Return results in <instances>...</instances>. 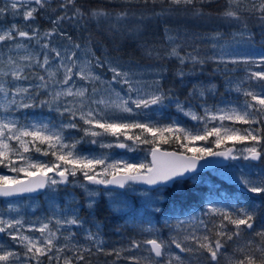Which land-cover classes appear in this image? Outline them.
Listing matches in <instances>:
<instances>
[{"label": "rangeland", "instance_id": "1", "mask_svg": "<svg viewBox=\"0 0 264 264\" xmlns=\"http://www.w3.org/2000/svg\"><path fill=\"white\" fill-rule=\"evenodd\" d=\"M150 1L156 3L161 2L160 6L165 10L171 7H174L173 10H179L184 6H187L184 4H172L170 0ZM209 1L217 3L218 0ZM224 2L227 6V0H224ZM251 2L252 0H241L240 7L236 8V11L239 12L240 17H242L244 21L251 20V24L258 21L264 23V21L260 20L259 13L243 10L244 8L250 7ZM256 2L258 3L259 0H256ZM3 5L4 2L0 1V6ZM58 10L61 11L59 7L52 8L51 6H47L35 15L34 20L28 21L24 20L22 15L13 17L11 14H7L0 17V34H3V31L11 27L13 23L17 24L21 30L28 31L30 34L34 30H38V35L31 40L17 37L14 41L0 42V69L6 72H10L11 69L16 68L17 66L23 69L21 73L22 78L19 80H14L11 75L2 76L0 77V80L5 82L6 86L9 88H28L29 93L36 97L35 99H29L26 101L27 103L34 104V107L19 108L14 112V117L18 119L20 124L34 122L39 125L47 123L50 127L55 126L59 129L61 124H67L70 119L68 113L61 115L64 107L66 105L74 106L75 109L78 110L82 99L85 104L89 102L88 96L91 95V89L95 87L99 90L96 99L103 97L105 100L109 101L108 106L103 104L99 106L100 109H103L100 113L101 116H104L106 112L109 116L114 114L116 116L126 117L127 119L125 122L151 121V123L155 124L157 127H164L171 124L173 121H177L180 127L202 129L204 126L203 121L192 120L190 116H186L182 112L177 111L175 104L177 99L184 105L185 111L191 109L196 115L203 116L205 107L213 111L216 108L243 107L246 100H251L250 97L244 96L243 92H259L261 86L264 85V81L249 79L250 72L260 71L264 66H261L258 63L245 64L243 62H231L232 60L243 61L244 59L259 61L261 56H264V32L254 33L249 28L243 27L242 21L234 22L231 26H228L230 29L227 30H224V28L223 30H215L194 35V33L187 28V24H185V22L190 20L192 16L190 17L182 13L180 18L177 17V15H173V18L178 21L177 25L174 27H162L163 42L156 43L154 41H145L140 44L142 52L148 58L176 59L180 66L179 71L182 69L185 75L191 76L202 75L204 72L200 70L187 72L182 66L191 65L200 68L199 65L201 64L193 65L188 61L185 65H181L177 58H169L167 53L175 47L182 56H187L188 54L198 56L200 59L211 64V73L209 74H211L210 76L217 75L221 79L220 86L207 82H204V84L200 83L198 85H203L205 88H209L211 85H215V88L211 91H206L203 97L198 94L190 96V91L186 92L183 98H180L177 95H167L171 97V100L165 99L163 105H153L149 109L136 110V112L139 113L138 115L134 114L129 116L127 113H120L115 107L111 106V102L116 100L115 95L105 91L108 82L111 81L113 77V72L110 68L115 67L120 71L128 72L135 88L140 89L142 93H151L156 91L157 88L164 92L163 80L167 75L165 67L153 64H141L136 61L123 60L118 57H110L107 55L101 57L95 55L90 43L77 41L69 35L67 24L68 22L76 20L75 18L65 19L58 25L52 23L55 17H57L54 15L57 14L56 12ZM61 15H63V12ZM69 17H71V15ZM125 19H129V16H125ZM233 21H236V19H233ZM48 32H52L53 35L46 37L44 34ZM69 37L71 40H69ZM37 40H39V44L37 43ZM45 43L49 45V49L54 48L57 51H60L62 57L70 55L75 51L77 53L78 64L85 61H91L93 73L98 75L100 80L86 85L89 89L88 96L85 98L60 96L58 99H54V93L60 91L61 87L71 86L73 82L76 84V87H80L81 85H85V82L74 77L73 81L69 82V85L61 86L56 84V80H61L63 78V69L60 70L56 77L49 80L45 69L37 65V60L42 64L43 53L47 52L51 62L50 70H55L59 61L55 57L54 52L49 49L41 48V45ZM17 44H21L23 47H17ZM74 44H79L80 48L75 49L73 47ZM221 56L223 57L224 62H218V59H212V57L219 58ZM9 57H12L16 62L15 65L9 64ZM25 57H31V59H24ZM97 61H99L102 66H98ZM205 74L207 75L208 73L205 72ZM40 76H45V79L48 81L46 89L39 87L44 83L39 79ZM23 77H26V79ZM237 86H239L240 91L236 90ZM113 87L116 91L121 93V96H124L128 91L127 85L115 84ZM73 91H75V88ZM37 92L39 93L38 96H36ZM2 99L3 97L0 96V101H2ZM17 99L19 100L20 97H17ZM41 101H49V103L41 105ZM92 107L95 108L96 105H92ZM84 110L87 111L86 108ZM78 117L79 111H77V118L74 121L79 125V128L83 129L88 127L83 121L79 120ZM212 123L218 124L219 121H214ZM212 123H209L208 126L211 127ZM224 123L227 126L239 128L241 133H243L245 128L251 127L256 129L264 127V124H253L249 126L242 123L233 124L231 121H224ZM129 134H139V130L133 129ZM64 135L66 137L65 142L69 144L75 140L83 138L84 142L77 145V151L82 152L85 155L90 154L96 157L104 156L108 163H112L116 160H126L133 163H150L148 157L150 145L133 143V141H124L123 136L120 137L119 141L110 134L96 137L95 139L104 144L113 145L112 147L102 148L99 144L93 145L89 143V141L94 138L91 136H85L82 130L65 129ZM165 135L168 134L166 133ZM211 139L213 138L210 137L209 140ZM118 142H125L134 150L115 147V144ZM194 143L197 147L210 146L209 142L205 141H196ZM249 143L251 142L228 140L224 145H221V148L215 150H223L226 146L231 145H235L237 149H240ZM41 147H46V145H41ZM25 155L33 157L34 161H43L49 164L54 162V157L51 155L44 156L40 153H36L34 150H31ZM12 159L15 160L16 157L13 156ZM97 171H100L99 166L97 167ZM241 172L254 181L264 180V159L256 163L245 161L243 159L230 160L227 166L219 168L211 173H207V176H195L185 185H183L182 182L176 183L174 189H171L168 193L172 195L184 186L187 187L194 184L202 183L204 186H207L212 176L227 183L235 184L244 192L249 193L240 183L239 178ZM0 174L16 175L3 166H0ZM20 178H24L22 174ZM56 179L58 178L56 177ZM85 189H88V191ZM89 191L94 192L95 195L89 196ZM166 193V190L162 189L148 191L131 185L126 186L121 191L105 190L97 185L89 184V182L84 180L83 175L78 172L75 177L69 175L68 183L65 186L61 183L55 186L49 185L45 193L39 198L0 199V218L5 220L18 219L22 221L23 228L19 235H27L32 238L41 237V233L35 229H38L44 223H49L50 228L53 231H57L58 229L57 240L55 241L57 246L67 244L68 248L72 249V251L66 250L64 253L59 254V264H63L65 256H74V253L77 250H79L84 256V260L79 261L78 264H92V262L97 264H137V261L139 264H151L155 259L150 254L148 246L144 242L152 238L163 240L166 243L170 241L169 238L162 235L160 228L159 232H156V225L154 226L155 223L151 220V218L154 219L153 215L160 214V212L164 211L161 205L166 202ZM100 197L104 199L107 208L113 214L119 216L129 215L128 220L126 221L131 228L137 227L135 229L136 236H128L125 239L121 237L119 243H108L103 236L99 235L97 230V228H99L98 225H95V233L91 230L89 220L84 219V212L82 211L84 210L91 213L92 207L95 206ZM206 204L207 206L203 207L201 211L195 213L191 217L183 216L178 219H168L160 216L161 222L174 223L172 225L171 234H169L170 239L180 235H183L182 237L185 235H193L196 237L206 235L207 231L204 225L207 224L209 216L215 215L209 212V206L223 208L215 202L207 201ZM135 206H139V214L146 209V214L148 215H144L142 218L131 217L130 213L133 212ZM73 218L78 219L76 225H68L66 223L62 225L56 224V220L64 221ZM201 221H203L204 224H202ZM176 231L180 234L171 237ZM134 241L139 243L140 247H133L132 245ZM0 245L8 251L20 254L21 259L19 261L10 258L11 264H25V259L23 257L25 248L18 242H14L7 233H0ZM197 252L198 250L196 249L190 253L189 261L193 262L196 259ZM116 253H119V256H117ZM170 253L182 256L179 249H176L175 245L171 244H169V252L165 253L164 258L167 259ZM50 254L56 255L55 250ZM107 254H109L110 258H104V256L107 257ZM102 255L103 257H101ZM40 260L42 264H50L46 256L40 257ZM52 262L57 264V260L55 259L51 261V263ZM184 262H186V259H184ZM26 264H35V260H28ZM74 264H76L75 261Z\"/></svg>", "mask_w": 264, "mask_h": 264}, {"label": "snow or ice", "instance_id": "2", "mask_svg": "<svg viewBox=\"0 0 264 264\" xmlns=\"http://www.w3.org/2000/svg\"><path fill=\"white\" fill-rule=\"evenodd\" d=\"M170 2L176 5H192L194 0H170ZM240 4L241 0H227L224 16L239 20L240 14L236 11V8H239ZM47 6H49V0H7L3 6H0V17L11 14L13 17L22 15L26 21L34 20L35 15ZM70 7L73 12L71 17L67 15ZM59 8L63 15H58L52 21L54 25H58L65 19L82 17L85 14L81 8L76 7V0H61ZM243 10L259 13L260 20L264 21V0H259L258 3L256 0H252L250 7ZM90 15L98 17L106 16L107 13L102 10H93ZM37 35L38 30H34L30 34L13 23L11 27L3 31V34H0V42L14 41L17 37L31 40ZM44 35L50 37L53 33L48 32ZM69 40H71L70 37ZM37 43L39 44V40H37ZM17 47H23V45L17 44ZM73 47L79 49L80 45L74 44ZM41 48L49 49V45L47 43L42 44ZM49 50L55 53V57L59 61L55 70H50L51 62L47 52L43 53L42 64L37 60V65L45 69L49 80L56 77L60 70L63 69V78L56 80V84L61 86L69 85V82L73 81L74 77L85 82V85L80 87H76L74 82L71 86L61 87L60 91L54 93V99H58L60 96L80 98L88 96L89 89L86 85L100 80V77L93 73L91 61L78 64L75 51L62 57L60 51L54 48ZM167 55L169 58H177L181 65H185L188 61L193 65L205 63V60L200 59L198 56L191 54L182 56L175 47ZM24 59H31V57H25ZM212 59L224 62L222 56L219 58L212 57ZM8 62L11 65L16 63L12 57H9ZM231 62L258 63L264 66V56H261L259 61L244 59L243 61L232 60ZM97 65L102 66L99 61H97ZM110 70L113 72V77L108 82L105 91L115 95L116 100L111 102V106L115 107L120 113H127L129 116L138 115L139 113L136 110L149 109L153 105H163L165 99L171 100V97L160 91L159 88L151 93H142L140 89L133 86L128 72L120 71L115 67L110 68ZM22 71L23 69L18 66L11 69L10 72L0 69V77L11 75L14 80H19L22 78ZM178 75L183 78L185 73L181 69ZM23 78L26 79V77ZM39 79L44 82L39 87L46 89L48 81L45 76H40ZM249 79L264 81V67L260 71L250 72ZM115 84L127 85V93L121 96V93L113 87ZM74 88L75 91H73ZM214 88L215 85L205 88L203 85L194 84L189 94L190 96L198 94L203 97L206 91H211ZM236 90L240 91L239 86H237ZM98 91L97 88L93 87L91 95L88 96L89 102L85 104L82 99L78 110L74 106L66 105L61 115L68 113L70 119L67 124H61L59 129H57L55 126L50 127L47 123L39 125L34 122L20 124L18 119L14 117V112L19 108L34 107V104L26 101L36 97L29 93L28 88H9L5 82L0 80V96L3 97L2 101H0V166L6 167L11 173L16 174H0V197L33 193L49 185L66 184L68 183L69 175L75 177L78 172L83 175L84 180L88 181L89 184L115 185L123 189L133 183L159 186L175 182L178 178L183 177L186 172L196 171L199 161H207L208 158L212 157H222L225 160L243 159L245 161H260L264 159V127L256 129L245 128L243 133H241L239 128L230 127L224 123V121H231L233 124L242 123L249 126L264 124V85L261 86L259 92H243L244 96L251 98L250 101H245L243 107L216 108L214 111L205 107L203 116L196 115L191 109L185 111L184 105L177 99L175 101L177 111L190 116L192 120L203 121L204 126L202 129L180 127L177 121H173L164 127H157L151 121L125 122L126 117L114 114L109 116L106 112L104 116H101L100 113L103 109H100L99 106L102 104L108 106L109 101L103 97L96 99ZM38 95L39 93L37 92L36 96ZM17 97H20V99L18 100ZM47 103L49 101H41V105ZM92 105H96V107L93 108ZM85 108L87 111L84 110ZM77 111H79V120L83 121L88 127L80 129L79 125L74 122L77 118ZM214 121H219V123H212ZM209 123H212L211 127L208 126ZM65 129L82 130L85 136L94 138L89 143L93 145L99 144L102 148L113 146L95 139L105 134L112 135L117 141L123 136L124 141L150 145L151 162L133 163L126 160H116L108 163L104 156L85 155L77 151V145L84 142L83 138L70 144L66 143ZM133 129H138L139 134L130 135L129 132ZM166 133L168 135H165ZM210 137L213 139L209 140ZM173 139L176 141L180 151L169 152L162 150L161 145L169 144ZM228 140L250 141L251 143L240 149H236L235 145H233L231 147L226 146L223 150H215L221 148V145H224ZM196 141L209 142L210 146L197 147L194 143ZM41 145H46V147H41ZM115 147L134 150L125 142H118ZM31 150L44 156L51 155L54 157V162L49 164L43 161H34L33 157L25 155ZM186 153H191V155H186ZM13 156L16 157L15 160L12 159ZM98 166L100 171H97ZM49 173H52V175L49 176ZM21 174L24 177L23 179L20 178ZM56 177H59V180ZM239 180L249 193L255 195L264 194V180L254 181L249 179L243 172L240 173ZM85 190L88 191V189ZM88 194L89 196L95 195L91 191ZM209 212L221 218V223L215 226L217 229L215 231V239H212L207 234L202 237L185 235L183 240L173 237L167 243L157 238L148 239L144 243L150 245V252L154 253L155 258H158L152 261L151 264H184V258L181 255L170 253L167 259L164 257L165 253L169 252V244L175 245V248L179 249L181 253L192 252L193 249L187 246V241L194 242L197 245V250L207 253L208 264H219L222 255L221 250L225 247V242L239 238L243 230H253L254 228L255 211L253 209L240 207L232 210L210 205ZM224 221L233 225L235 231L226 230ZM65 223L76 225L78 219L56 220L57 225ZM201 223L204 224L203 221ZM204 226L206 231H211L207 224ZM22 228L23 223L18 219L5 220L0 218V233H7L14 242H18L25 248L23 253L25 264L28 260H35V264H42L40 257L43 256L48 258L50 264L54 259L59 264V254L64 253L66 250L72 251L67 244L57 246L55 241L57 240L58 229L53 231L49 223H44L41 227L35 229L41 233L39 238L19 235ZM256 235L260 238L259 242L248 241L247 250L237 246L233 256L228 258V264H264V230L257 232ZM132 246L138 248L140 244L134 241ZM53 250H55L56 255L50 254L53 253ZM253 250L255 253H259V257L253 254ZM236 253L239 255H236ZM116 255L119 256V253H116ZM10 258L19 261L21 256L19 253L8 251L0 245V264H11ZM83 260V254L77 250L74 256H65L63 264H74V261L78 264L79 261ZM137 264H139L138 261Z\"/></svg>", "mask_w": 264, "mask_h": 264}, {"label": "trees", "instance_id": "3", "mask_svg": "<svg viewBox=\"0 0 264 264\" xmlns=\"http://www.w3.org/2000/svg\"><path fill=\"white\" fill-rule=\"evenodd\" d=\"M60 3L61 0H50L49 6L52 8L59 7ZM160 3L151 2L150 0H76V7L81 8L85 14L82 17L75 18L76 20L72 22H68V33L77 41L90 43L93 47V53L97 56L107 55L123 60L136 61L141 64H153L165 67L167 75L163 80L164 92L170 96L177 95L183 98L186 92L191 91L194 84H204V82H207L220 86L221 79L217 75L210 76L211 64L208 62L199 65L200 68L191 65L182 66L187 72L200 70L204 74L184 75L181 78L178 75L180 66L176 59L148 58L144 55L140 44L145 41L163 42L162 27H174L178 23L173 18V15H177L179 18L182 16V13L190 17L192 16L185 24H187V28L194 35L223 30L224 28V30H227L230 29L228 26H231L234 22L242 21V26L249 28L254 33L264 32V23L260 21L251 24V20L244 21L242 17L236 21H233V18L225 17L224 12L227 6L224 0H218L217 3H212L209 0H194L192 5L184 6L179 10H173L174 7L165 10L161 8ZM93 10H102L107 15L92 17L90 13ZM56 13L54 16L62 14L59 10ZM67 14L68 16H72L71 7ZM127 15L129 19H125ZM205 72L208 74L206 75ZM161 147L180 151L174 139L169 144H162ZM205 192V186L202 183L187 186L182 194L170 195L167 192L166 194L169 199L162 204L164 211L153 215L154 219L151 218L155 223L154 226L156 225V232H159L160 228L162 235L170 240L169 234H171L174 223L161 222L160 216L168 219H178L183 216L194 215L204 207ZM207 201L215 202L224 209L235 210L240 207H246L255 211L253 230H243L239 238L225 242V247L221 250L222 255L219 264H228V258L233 256L237 246L247 250L246 245L248 241L259 242L260 238L256 233L264 230V194L257 196L244 192L236 185L212 176L207 184ZM138 208L139 206L134 207L133 212L130 213L131 217L142 218L144 215H148L146 214V209L139 214L140 208ZM82 212H84V219L89 220L91 230L95 233V225H98L99 228L97 230L99 235L103 236L108 243H119L121 237L125 239L128 236H136L135 229L137 227L131 228L127 224L126 220H128L129 215L119 216L113 214L107 208L103 198H100L95 206L92 207L91 213L84 210ZM220 223L221 218L217 215H211L207 219V226L211 229V231H207V235L212 239L216 238L215 231L217 229L215 226ZM224 223L226 230L235 231L233 225L228 224L227 221H224ZM179 234L176 231L171 237ZM182 236L180 235L175 238L183 240ZM186 244L193 250L197 249V245L192 241H187ZM190 253H182V257L186 259L184 264H208L206 252L198 250L196 259L193 262L189 261ZM253 254L259 257V253H255L254 250ZM236 255L239 254L236 253ZM104 258H110L109 254H107V257L104 256ZM92 264L97 263L92 262Z\"/></svg>", "mask_w": 264, "mask_h": 264}, {"label": "water", "instance_id": "4", "mask_svg": "<svg viewBox=\"0 0 264 264\" xmlns=\"http://www.w3.org/2000/svg\"><path fill=\"white\" fill-rule=\"evenodd\" d=\"M3 2H7V0H0ZM231 147V146H230ZM121 149V148H120ZM172 152V151H169ZM151 155H149V160L151 162ZM229 160H225L222 157H212V158H208L207 161L205 160H201L199 161L198 165H197V169L194 172H186L184 174L183 177L178 178L176 181L179 180H187L188 178H190L191 176H193L194 174L197 173H205L220 167H224L228 164ZM251 162H257V161H251ZM59 178V177H58ZM88 182V181H87ZM174 182H170L166 185H159V186H154V185H146V184H142V183H133L130 185L139 187V188H143V189H148V190H154L160 187H171L172 184ZM63 185H67V183H62ZM99 187L103 188V189H116V190H122L121 188H119L118 186L115 185H98ZM46 188L44 189H38L37 191L33 192V193H24V194H20V195H15V196H11V197H0V199H16V198H21V197H37L39 195H41L42 193H44ZM124 189V188H123ZM149 249H150V245H148ZM152 256L155 258L154 253H151ZM158 259V258H155Z\"/></svg>", "mask_w": 264, "mask_h": 264}, {"label": "flooded vegetation", "instance_id": "5", "mask_svg": "<svg viewBox=\"0 0 264 264\" xmlns=\"http://www.w3.org/2000/svg\"><path fill=\"white\" fill-rule=\"evenodd\" d=\"M174 188V187H173ZM51 264H54L53 262Z\"/></svg>", "mask_w": 264, "mask_h": 264}]
</instances>
